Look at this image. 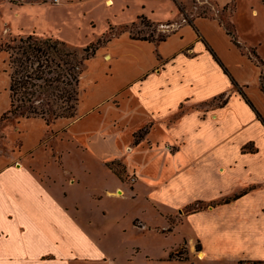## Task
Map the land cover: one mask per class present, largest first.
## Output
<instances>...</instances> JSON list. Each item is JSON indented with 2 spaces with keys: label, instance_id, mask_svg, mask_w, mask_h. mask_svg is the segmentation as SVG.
Returning <instances> with one entry per match:
<instances>
[{
  "label": "crops",
  "instance_id": "obj_1",
  "mask_svg": "<svg viewBox=\"0 0 264 264\" xmlns=\"http://www.w3.org/2000/svg\"><path fill=\"white\" fill-rule=\"evenodd\" d=\"M87 1L19 0L10 5L21 13L29 6L66 8ZM103 1L131 16L128 24L139 17L176 22L165 14L179 10L178 0ZM216 1L227 6L230 0ZM159 11L161 19L156 17ZM191 21L162 42L123 34L101 47L87 61L97 56L105 68L97 85L115 80L114 66L126 54L115 48L119 44L148 48L154 62L147 69L138 62L136 76L113 87L90 110L78 106L74 119L48 126L41 118H17L0 125V264H70L81 259L86 256L83 245L95 248L100 238L90 214L98 210L120 218V205L104 203H120L127 196L148 201L174 229L186 227L183 245L196 261L264 264V112L249 97L246 82L201 30L203 25L221 28L242 57L252 58L217 20ZM187 29L194 40L186 39ZM16 34L55 39L37 25L27 31L20 25ZM173 38L180 46L167 53L164 49ZM225 78L234 88L233 82L243 92L245 87V97L236 88L237 96L215 90L216 81ZM210 90L214 93L206 95ZM221 97L226 103L216 104ZM237 97L244 102L242 112L232 108ZM188 106L196 108L180 115ZM9 109L10 95L0 119ZM78 127L81 134L74 133L75 141L69 140L73 146L57 150L65 134ZM143 130L147 134L135 144V134ZM55 132L64 136L54 144L57 156L48 148ZM76 151L91 157L71 159ZM40 155L47 158L41 160ZM114 164L123 166L126 182ZM119 191L125 194L119 196ZM198 202L208 207L189 213L187 207ZM132 228L151 229L137 217ZM200 253L204 256L199 260Z\"/></svg>",
  "mask_w": 264,
  "mask_h": 264
},
{
  "label": "rangeland",
  "instance_id": "obj_2",
  "mask_svg": "<svg viewBox=\"0 0 264 264\" xmlns=\"http://www.w3.org/2000/svg\"><path fill=\"white\" fill-rule=\"evenodd\" d=\"M18 2L19 0L12 3L0 1V110L8 106L10 95V53L6 52V46L11 44L18 47L20 39H26L30 35L44 38L36 34H16L20 25L26 31L33 25H37L41 30L51 33L55 39L68 44L69 50H76L80 56H83L85 55L83 49L93 42L96 43L99 38L105 40L113 36L115 39L123 34L130 36L132 33L136 37H154L156 40H160L169 32H177L183 23L195 17H209L221 22L223 26L236 34L242 48L241 51L252 58V60H247V57H242L221 28L213 24L209 25V23L203 25L201 30H204L236 76L246 82L249 97L264 112V0H230L226 9L216 0H178L179 7L182 8L184 14L178 8L177 11L173 10L172 13L168 11L165 14L176 22L156 23L148 17H143L144 19L139 17L130 24L128 23L131 21L128 20L131 19V16L124 14L118 5L112 7L106 5L103 0H88L86 3L66 8L53 6L54 8L38 9L35 6H29L21 13L10 5ZM17 13L19 16H16ZM156 17L161 19L163 14L159 11ZM186 35L187 40L195 39L190 29L186 30ZM179 46V41L173 38L164 50L171 53ZM115 48L118 51L126 52V54L118 61L117 65L115 64V80L107 86L105 82L96 84L105 69L101 65V60L96 56L90 63H85L84 73L79 84V107L86 111L109 94L113 87L136 76L138 62L141 61L142 67L146 69L154 62L153 51L148 48L130 47L125 43L119 44ZM256 57L263 63L259 62ZM218 89L227 95L232 93L233 96L238 95L228 78L216 81L215 90ZM243 90L245 92V87ZM212 93L214 92L210 90L205 94L212 95ZM234 100L236 103L234 102L232 105L233 110L242 112L244 102L239 103V97ZM223 101L224 97H221L216 104H222ZM194 108L196 107L188 106L184 110L182 109L180 115L188 113ZM15 119H17L15 116L6 120L1 118L0 125L8 121L12 123ZM105 119L110 121L111 118L105 116ZM94 125L95 122L90 123V126ZM9 129L7 127V130ZM74 133L81 134V129L78 127L73 132L68 131L65 134L67 137L63 141H60L64 137L63 134L53 133L51 137L53 141L48 145L49 151H53L51 154L57 156L53 147L58 141L60 142H58L57 150L63 152L69 150L73 146L69 140L75 141L76 138ZM117 143L123 144L120 141ZM128 151H131L130 148ZM46 156L40 155L38 158ZM82 157L90 158L91 156L76 151L70 158L80 159ZM113 168L120 173L125 182L128 180L125 178L122 165L114 164ZM129 181L133 183L135 179L132 178ZM126 191L125 189L124 192L126 193ZM104 204L114 207L120 205L119 209L122 210L120 218L103 216L98 210L90 214L94 218L91 226L94 228L97 224L98 228L94 229L100 234V238L97 240L95 248L92 245H83L82 253H85L86 256L70 264H216L193 259L188 253L187 245H183L184 236L189 232L188 229L186 227L174 229L171 223L160 216L143 198L127 196L120 203L107 201ZM85 216L87 217V214ZM135 217L143 219L152 230L145 229L144 232H141L139 229L132 228Z\"/></svg>",
  "mask_w": 264,
  "mask_h": 264
},
{
  "label": "trees",
  "instance_id": "obj_3",
  "mask_svg": "<svg viewBox=\"0 0 264 264\" xmlns=\"http://www.w3.org/2000/svg\"><path fill=\"white\" fill-rule=\"evenodd\" d=\"M228 6H224V9ZM179 11L184 14L180 7ZM141 19L144 18L141 17ZM188 23H192V21L189 20ZM219 24L226 30L232 42L242 50L236 34L223 26L221 22ZM111 27L110 30L112 31ZM130 36L133 40L151 43L162 42L167 38V36L160 40H156L154 37L140 38L132 33ZM112 39L113 36L105 40L99 38L96 43L93 42L83 49L85 54L83 56H80L76 50H69V45L63 41L53 38H39L34 35H30L26 39L21 38L18 47L11 44L7 45L6 52L10 53L11 67L10 109L3 115L2 119L6 120L11 116L26 119L41 118L45 120L48 126L54 125L61 119H74L79 106V84L84 73L85 63ZM233 83L235 88L245 97V93L239 89L235 82ZM223 103L226 101L224 100ZM146 134L147 130L135 134V144H138ZM197 204L201 205L197 206ZM197 204L188 206L187 211L190 213L208 207L202 205L201 202ZM241 264L245 263L241 262ZM250 264H261V262H251Z\"/></svg>",
  "mask_w": 264,
  "mask_h": 264
},
{
  "label": "bare ground",
  "instance_id": "obj_4",
  "mask_svg": "<svg viewBox=\"0 0 264 264\" xmlns=\"http://www.w3.org/2000/svg\"><path fill=\"white\" fill-rule=\"evenodd\" d=\"M112 3L111 2H108V5H111ZM119 196H122V193H121V191H119ZM203 254L202 253H200V255L198 256V258L199 259H203Z\"/></svg>",
  "mask_w": 264,
  "mask_h": 264
},
{
  "label": "built area",
  "instance_id": "obj_5",
  "mask_svg": "<svg viewBox=\"0 0 264 264\" xmlns=\"http://www.w3.org/2000/svg\"><path fill=\"white\" fill-rule=\"evenodd\" d=\"M0 1H6V2H16L17 0H0ZM55 3H59L60 0H53Z\"/></svg>",
  "mask_w": 264,
  "mask_h": 264
}]
</instances>
